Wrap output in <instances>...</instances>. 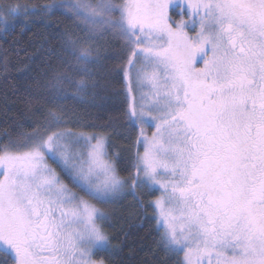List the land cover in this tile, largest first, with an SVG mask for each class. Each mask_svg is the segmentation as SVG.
<instances>
[{"label":"snow or ice","instance_id":"snow-or-ice-1","mask_svg":"<svg viewBox=\"0 0 264 264\" xmlns=\"http://www.w3.org/2000/svg\"><path fill=\"white\" fill-rule=\"evenodd\" d=\"M173 2L71 4L85 34L65 31L61 48L82 78L54 72L55 99L67 98L65 81L76 88L73 98L98 87L92 67L102 59L99 41L108 33L120 38L128 52L125 97L150 89L130 107L144 151L122 178L95 134L37 128L0 145V264H104L92 256L112 247L102 227L108 214L92 201L113 204L152 185L162 189L154 202L165 226L161 244L183 253L177 264H205L213 255L215 264H264V0H189L200 16L194 38L168 15ZM63 7L53 0L39 10ZM28 11L37 9L14 5L7 15ZM51 54L59 55L55 48ZM49 115L54 124L64 119ZM145 124L155 129L151 137Z\"/></svg>","mask_w":264,"mask_h":264},{"label":"trees","instance_id":"trees-1","mask_svg":"<svg viewBox=\"0 0 264 264\" xmlns=\"http://www.w3.org/2000/svg\"><path fill=\"white\" fill-rule=\"evenodd\" d=\"M56 2L64 7L44 12L39 10L41 6L53 0H0V12L4 13L0 20V145L37 128L48 132L105 133L108 155L115 159L117 173L127 178L135 171L132 165L142 149L137 143L140 126L130 119L133 93L125 97L123 69L128 52L120 38L106 34L99 41L103 45L102 59L92 67L98 73L94 78L98 87L82 99L73 98L76 88L65 81L63 95L67 98L55 99L49 83L54 72H67L75 80L82 78L69 67L75 65V60L63 53L60 36L65 31H71L73 38L85 34L83 25L77 27L78 21L71 13L74 0ZM112 2L121 5L126 0ZM14 5L35 7L37 11L8 16L7 8ZM53 48L59 55L51 54ZM50 111L62 115L63 121L54 124ZM154 194L155 191L138 189L135 195L127 194L116 203L102 204L106 205L104 228L112 247L108 252L94 254L95 258L105 264H177L179 255L165 251L161 244V229L150 203ZM4 259L0 254V261ZM8 264H12L10 258Z\"/></svg>","mask_w":264,"mask_h":264},{"label":"rangeland","instance_id":"rangeland-1","mask_svg":"<svg viewBox=\"0 0 264 264\" xmlns=\"http://www.w3.org/2000/svg\"><path fill=\"white\" fill-rule=\"evenodd\" d=\"M188 2H189V0H180L181 7H176V3H175V0H174L172 6H170V8L168 10V15L171 17V20H173V21L183 20L188 25V27L185 29V31L187 32V35L190 38H194V37H196L197 33L200 31V24H199L200 16L195 15L191 9L187 8ZM191 2L192 3H197L198 0H191ZM201 15H203V9H201ZM196 67L197 68H202L203 67V61L198 62L196 64ZM141 91L150 94V89L148 87H145L142 90L134 89L133 92H132L133 93V95H132L133 106L136 105L139 102L140 92ZM145 110L147 111V108ZM143 127L145 129V134L147 136L151 137L152 132L155 130L154 127L153 126H149L147 124L143 125ZM80 133H85V134L88 133L86 135L95 134L97 136L103 137L104 138V142H105L106 151H107V135L105 133H93V132H80ZM92 143H95V141L93 140ZM73 147L77 151H86L87 150L86 147L83 144L73 145ZM143 151H144V149L142 147L141 152H140L141 155L143 154ZM108 158L115 163V159L113 157H110L108 155ZM49 163L51 164L52 161H49ZM52 166L56 167L55 164H53ZM57 171L59 172V168H57ZM61 177H62V179H64V181L66 183L68 182L67 181V177H64L62 173H61ZM70 187H71V185H70ZM73 190L74 191H78V189H75V188ZM140 190H145L147 193L155 191V194L150 199V203H151V205H152V207L154 209V216L156 218L157 226L161 229V234H162L163 231H164V227H165L164 226V222H163V218H161L159 216V210L156 209L155 205H154L155 200L162 195V189L160 188L159 185H152L149 188H143V189H140ZM92 203L96 204V207H98L101 210H103L104 212H106L104 210V206H106V205H102L101 203H98L96 201H92ZM104 224H105V221L103 222L102 227H103V230H104L105 234L107 235V233L105 231V228H104V226H105ZM182 257H183V253H180L179 254V258L182 259ZM92 259L96 260V261H103L101 259L95 258L94 256H92ZM204 259H205V264H207V261L209 259H211L212 264H215L216 258H215L214 255L211 256V257H204Z\"/></svg>","mask_w":264,"mask_h":264}]
</instances>
